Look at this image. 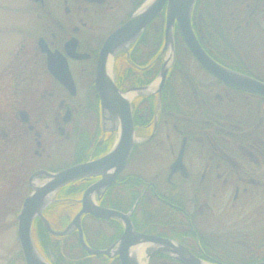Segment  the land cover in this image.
Instances as JSON below:
<instances>
[{
	"label": "flooded vegetation",
	"instance_id": "1",
	"mask_svg": "<svg viewBox=\"0 0 264 264\" xmlns=\"http://www.w3.org/2000/svg\"><path fill=\"white\" fill-rule=\"evenodd\" d=\"M145 1H32V47L17 46L8 59L15 63L7 61L0 70L1 152L28 175L21 206L35 171L56 173L113 149L119 122L101 106L94 81L98 55L106 38ZM165 12L166 5L111 59L115 87L132 95L133 146L121 172L92 199L128 215L137 234L174 248L134 244L132 251L143 248L139 264H187L180 256L201 264H264V95L232 88L207 72L183 40L178 43L175 30L173 55L162 52L164 28L162 43L152 38L162 13L165 26ZM191 27L214 62L264 86V0H195ZM149 28L147 40L140 41ZM39 41L55 55L51 67ZM64 73L65 84L58 80ZM100 180L81 179L54 195L42 211L53 231L68 227L85 189ZM80 221L84 242L95 250L115 249L124 232L119 219L84 214ZM36 222L45 230L39 218L32 226ZM45 232L65 249L75 236L79 243L77 230ZM32 239L49 264H61L39 234ZM83 251L76 258L81 264H120L117 255Z\"/></svg>",
	"mask_w": 264,
	"mask_h": 264
},
{
	"label": "water",
	"instance_id": "2",
	"mask_svg": "<svg viewBox=\"0 0 264 264\" xmlns=\"http://www.w3.org/2000/svg\"><path fill=\"white\" fill-rule=\"evenodd\" d=\"M32 1L42 3V0ZM194 1L151 0L148 3V0H146L124 24L114 30L104 41L98 55L94 81L103 110L107 111L111 116L114 115V119H117L119 122V137L115 141L113 149L99 159L77 164L56 173L39 170L29 176L28 184L31 188V193L24 199L16 217V237L24 264H49L39 254L32 239L31 227L35 218L41 220L45 230L49 234L63 235L70 230H77L79 243L89 255H106L110 257L117 255L120 264H139L136 255L131 249L137 243L149 242L161 244L168 252L174 249L169 242L162 240L160 242L155 238L137 234L128 219V215L97 206L92 196L94 193H99L102 188L108 187L114 181L123 169L133 146V124L129 111V100L115 87L109 75V62L120 49L135 41L141 35L164 5H166V12L162 52L167 50L168 57L173 55L174 30L176 27L192 57L207 72L232 88L264 95V86L261 83L220 66L203 51L191 27V12ZM38 45L41 51L47 54L48 64L51 67V59L55 55L51 54L41 41H39ZM168 62L169 60L165 62L160 71V83L164 81ZM58 80L65 84V73ZM99 175L102 176V180L95 182L85 189L82 194L81 209L68 227L63 232L57 233L53 231L47 220L42 216V211L52 201L54 195L61 188L75 181ZM84 214L105 220L119 219L123 223L124 232L116 243L115 249V245L105 250H95L86 245L80 226L81 216ZM179 259L187 264H201L194 261L191 257L185 258L180 256Z\"/></svg>",
	"mask_w": 264,
	"mask_h": 264
},
{
	"label": "rangeland",
	"instance_id": "3",
	"mask_svg": "<svg viewBox=\"0 0 264 264\" xmlns=\"http://www.w3.org/2000/svg\"><path fill=\"white\" fill-rule=\"evenodd\" d=\"M33 7L31 0H0V70L8 59L14 58L17 46L27 43L29 49L32 47L34 38L28 15ZM189 71H193L192 67ZM1 84L0 80V88ZM2 97L0 93V111ZM2 148L0 140V264H24L16 237V215L27 191L24 181L28 175L13 163L10 154H2Z\"/></svg>",
	"mask_w": 264,
	"mask_h": 264
},
{
	"label": "trees",
	"instance_id": "4",
	"mask_svg": "<svg viewBox=\"0 0 264 264\" xmlns=\"http://www.w3.org/2000/svg\"><path fill=\"white\" fill-rule=\"evenodd\" d=\"M156 28H157L156 30L157 38L156 39L152 38V39L158 40L160 43H162L163 28H164V13H162L161 20L156 23ZM150 29L151 28H149L144 32L143 36L139 39L140 41L147 40V35L150 32ZM149 40H151V38H149ZM176 40L178 41V43L182 42V39L177 32H176ZM179 46L181 48L183 47L182 44H179ZM86 185L87 184L79 185L77 188H75L74 190L75 193L76 194L81 193ZM64 190H66V187L62 191ZM35 232L39 234L41 245L47 249L51 247L54 258L56 260L57 259L60 260L61 264H81V262L77 261L76 258L81 256V254L86 255V253L80 247L76 236L71 239L70 246L67 245V249H65L60 243L51 242L48 234L45 232V230L43 229L42 225L39 222L34 223L32 226V234H35Z\"/></svg>",
	"mask_w": 264,
	"mask_h": 264
},
{
	"label": "bare ground",
	"instance_id": "5",
	"mask_svg": "<svg viewBox=\"0 0 264 264\" xmlns=\"http://www.w3.org/2000/svg\"><path fill=\"white\" fill-rule=\"evenodd\" d=\"M151 0H148V3L150 2ZM110 66H111V60H110V62H109V66H108V70H110ZM109 72V71H108ZM132 96V95H131ZM131 96H127V99H130L131 98ZM143 248L141 247V248H135L134 250H133V252H134V254L137 256V258L138 259H140V257L143 255V250H142ZM141 264H143V263H141Z\"/></svg>",
	"mask_w": 264,
	"mask_h": 264
}]
</instances>
